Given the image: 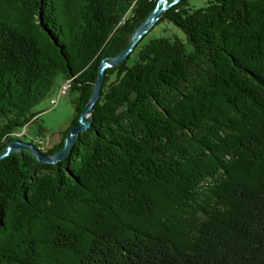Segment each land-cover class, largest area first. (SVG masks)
<instances>
[{
    "label": "trees",
    "instance_id": "16d2710c",
    "mask_svg": "<svg viewBox=\"0 0 264 264\" xmlns=\"http://www.w3.org/2000/svg\"><path fill=\"white\" fill-rule=\"evenodd\" d=\"M157 2L0 0V154L62 78L69 126L27 142L59 152ZM165 21L181 36L152 29L106 71L65 161H0V264H264V0H179Z\"/></svg>",
    "mask_w": 264,
    "mask_h": 264
},
{
    "label": "water",
    "instance_id": "95a60500",
    "mask_svg": "<svg viewBox=\"0 0 264 264\" xmlns=\"http://www.w3.org/2000/svg\"><path fill=\"white\" fill-rule=\"evenodd\" d=\"M178 1L179 0H158L152 12L132 33L129 44L118 55L102 60L89 101L83 108L79 116L78 123L72 126L68 132L66 138L64 139V144L59 152L53 155H46L41 153L29 143H23L20 140H14L10 142L7 145L5 151L0 154V161L9 155H22L24 153L30 154L40 164L55 165L61 161H65L67 159L68 152L75 143L78 135L86 131L91 126L89 116L92 113L93 106L99 99L106 71L109 68L122 64L128 60L129 56L132 54L138 43L153 29L155 24H157L161 18L162 14L170 7L175 5Z\"/></svg>",
    "mask_w": 264,
    "mask_h": 264
},
{
    "label": "rangeland",
    "instance_id": "374dc122",
    "mask_svg": "<svg viewBox=\"0 0 264 264\" xmlns=\"http://www.w3.org/2000/svg\"><path fill=\"white\" fill-rule=\"evenodd\" d=\"M207 0H189V5L194 9L204 7ZM121 5V4H120ZM122 14H126L128 7L122 5L120 7ZM173 34L180 35L179 31L172 27L168 22H162L146 36V40L152 37L170 36ZM133 57L130 59V64L133 62ZM62 78H58L53 90L46 96L35 108L34 112L39 113L38 116L26 127L19 130V134L25 133L19 139L23 143L30 142V140L40 138L57 143L60 140L61 133L69 126L71 117L74 113L72 101L77 98L78 93L75 91H68L65 96H61L57 104L51 108L50 100L59 97L61 91L57 96V88L62 84ZM56 100V99H54Z\"/></svg>",
    "mask_w": 264,
    "mask_h": 264
},
{
    "label": "built area",
    "instance_id": "2783aa9c",
    "mask_svg": "<svg viewBox=\"0 0 264 264\" xmlns=\"http://www.w3.org/2000/svg\"><path fill=\"white\" fill-rule=\"evenodd\" d=\"M69 89V82L63 85V88L61 89V95H64L67 90ZM57 103V100H55L54 105ZM32 144L37 148L40 149L43 152H46L48 149L52 147V144L48 142V140L45 139H34Z\"/></svg>",
    "mask_w": 264,
    "mask_h": 264
},
{
    "label": "bare ground",
    "instance_id": "6f19581e",
    "mask_svg": "<svg viewBox=\"0 0 264 264\" xmlns=\"http://www.w3.org/2000/svg\"><path fill=\"white\" fill-rule=\"evenodd\" d=\"M63 88V87H62ZM54 102H55V100H52L51 102H50V105L52 106V105H54Z\"/></svg>",
    "mask_w": 264,
    "mask_h": 264
}]
</instances>
